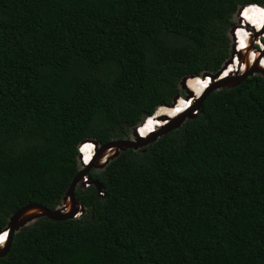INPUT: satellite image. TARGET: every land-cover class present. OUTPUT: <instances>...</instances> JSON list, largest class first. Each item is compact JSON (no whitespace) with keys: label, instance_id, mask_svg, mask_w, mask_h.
Wrapping results in <instances>:
<instances>
[{"label":"trees","instance_id":"obj_1","mask_svg":"<svg viewBox=\"0 0 264 264\" xmlns=\"http://www.w3.org/2000/svg\"><path fill=\"white\" fill-rule=\"evenodd\" d=\"M262 3L0 0V229L28 202L58 206L80 160L129 138L183 76L217 71L237 9L238 47ZM89 176L103 196L76 187L85 212L20 228L0 264H264V77L209 91L194 118Z\"/></svg>","mask_w":264,"mask_h":264},{"label":"water","instance_id":"obj_2","mask_svg":"<svg viewBox=\"0 0 264 264\" xmlns=\"http://www.w3.org/2000/svg\"><path fill=\"white\" fill-rule=\"evenodd\" d=\"M262 5L264 6V0ZM244 6L245 4L240 5L235 13L237 22L241 21L240 16ZM237 22H233L229 28L228 34L232 39L231 49L229 57L224 61L222 66L214 73L204 71L199 75L183 76L179 81V86L180 89L183 90V93L177 92L172 97L170 104H163V106H170L174 108L175 105L178 104L179 98L182 97L184 100H186L187 104L182 107L179 112L172 116H162L163 123L160 126L154 128L148 135L141 136L138 132V125L143 124L148 117V115H143L138 125L131 127L129 138L114 139L104 144L98 145L91 161L83 163L80 160L81 168L76 172L68 188L63 193L61 197V203L55 208L49 209L40 203L28 202L12 213L8 218L7 224L0 229V234L2 232L7 233L6 240L0 245V257H3L8 252L12 234L18 231L20 228L33 223L37 219L46 218L48 220H64L80 217L85 212V206L77 200L75 195L76 187L79 186L81 188H85L86 184L93 185L97 190L98 195L103 196L102 183L97 179L90 178L89 176V172L92 169H102L121 151L126 149L137 150L141 147H144L148 143L155 141L161 135L179 128L185 120L194 118L196 116L197 110L201 107V104L209 91L235 87L250 75L258 74L264 77V68L259 64V59L264 57V49H261L258 52V55H261L262 57L260 56V58L256 61L253 60L252 62H248V64L246 63V65L241 68L243 59L241 55L244 54V61L248 59V55L247 53L245 54L244 51H239L235 44L236 40L234 39L233 34L238 24ZM251 47L254 48L253 43L251 44ZM249 48L250 47L246 48V52L249 51ZM237 57H239V70L236 69L231 73L227 72L225 75H223V72L227 69L229 64L234 63ZM194 76H199L202 79L209 78V83H207L201 93L196 96L195 93L187 86V79ZM159 107H161V105L156 107L152 115L155 114ZM79 157L80 156H78V158Z\"/></svg>","mask_w":264,"mask_h":264},{"label":"bare ground","instance_id":"obj_3","mask_svg":"<svg viewBox=\"0 0 264 264\" xmlns=\"http://www.w3.org/2000/svg\"><path fill=\"white\" fill-rule=\"evenodd\" d=\"M261 32H264V18L259 22V24L255 30H251V29L247 28L241 34L240 39H239V45L237 48L239 51H244L245 54L247 53V55H248V59H246L245 61H244V54L241 55V57L243 58L241 68H243L246 65V63L248 64V62H252L253 60L256 61L260 58L261 55H258V52H256V50L253 47H251V44L253 43L252 39L255 40V42L257 41V43H260V44L262 43V41L260 40ZM247 47H250L248 52H246ZM238 60H239V57H237L236 60L234 61V63H231V64L238 66V63H239ZM259 60H260V62H259L260 66H262L264 68V57H262ZM240 70H242V69H240ZM227 72L228 71L226 69L223 72V75H225ZM198 80H202L204 86L202 87L200 84L199 92L197 93L194 86L198 85V83H197ZM207 83H209V78L202 79L199 76H194V77H189L187 79V86L195 93V96L199 95L201 93V91L207 85ZM186 104H187L186 100H184L182 97H180L178 104L175 105L174 108L170 107V106L161 105V107L158 108V110L155 112L154 115L148 116L146 118V120L144 122L145 126L148 128H151V129H154L157 126H160L163 123L162 116H164V115L172 116V115L176 114L177 112H179L182 109V107H184ZM162 109H164L166 112L159 113ZM148 134H146V135H148ZM142 136H145V135H142ZM93 156H94V153L85 162L91 161ZM4 234H5V232H2L0 234V236H3ZM4 241H3V243H4Z\"/></svg>","mask_w":264,"mask_h":264},{"label":"built area","instance_id":"obj_4","mask_svg":"<svg viewBox=\"0 0 264 264\" xmlns=\"http://www.w3.org/2000/svg\"><path fill=\"white\" fill-rule=\"evenodd\" d=\"M261 37H260V40L262 41V43L260 44V43H257V41L255 42V40H253V46H254V49L257 51V52H259V50H261V49H264V32H261V35H260ZM237 46V45H236ZM95 147V146H94ZM96 149V148H95ZM82 162L84 163L85 161H84V159L82 160ZM85 181V180H84ZM88 185L86 184V186H85V188L87 187ZM100 193H102V192H100Z\"/></svg>","mask_w":264,"mask_h":264},{"label":"snow or ice","instance_id":"obj_5","mask_svg":"<svg viewBox=\"0 0 264 264\" xmlns=\"http://www.w3.org/2000/svg\"><path fill=\"white\" fill-rule=\"evenodd\" d=\"M7 233H5L3 236H0V244L3 243V241L6 239Z\"/></svg>","mask_w":264,"mask_h":264},{"label":"clouds","instance_id":"obj_6","mask_svg":"<svg viewBox=\"0 0 264 264\" xmlns=\"http://www.w3.org/2000/svg\"><path fill=\"white\" fill-rule=\"evenodd\" d=\"M254 4H258V3H254ZM259 5H262V4H259ZM262 6H263V5H262ZM240 22H244L243 19H241ZM237 23H239V22H237ZM246 23L250 24L249 21H248V22L246 21ZM246 23H245V24H246ZM246 26H247V24H246ZM249 26H251V25H249ZM249 26H248V27H249ZM235 29H236V28H235ZM263 41H264V40H263Z\"/></svg>","mask_w":264,"mask_h":264},{"label":"rangeland","instance_id":"obj_7","mask_svg":"<svg viewBox=\"0 0 264 264\" xmlns=\"http://www.w3.org/2000/svg\"><path fill=\"white\" fill-rule=\"evenodd\" d=\"M233 20H234V22H237V18L235 17V15H234V17H233ZM228 36H229V38H230V41L232 42V39H231V36L228 34Z\"/></svg>","mask_w":264,"mask_h":264}]
</instances>
